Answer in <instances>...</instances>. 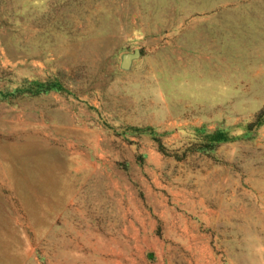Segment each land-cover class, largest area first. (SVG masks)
<instances>
[{
    "label": "rangeland",
    "instance_id": "374dc122",
    "mask_svg": "<svg viewBox=\"0 0 264 264\" xmlns=\"http://www.w3.org/2000/svg\"><path fill=\"white\" fill-rule=\"evenodd\" d=\"M0 264H264V0H0Z\"/></svg>",
    "mask_w": 264,
    "mask_h": 264
},
{
    "label": "trees",
    "instance_id": "16d2710c",
    "mask_svg": "<svg viewBox=\"0 0 264 264\" xmlns=\"http://www.w3.org/2000/svg\"><path fill=\"white\" fill-rule=\"evenodd\" d=\"M41 91H45L51 87L48 81H42L39 83ZM209 140L212 142H219L227 139V135L223 130L213 129L207 132Z\"/></svg>",
    "mask_w": 264,
    "mask_h": 264
},
{
    "label": "water",
    "instance_id": "95a60500",
    "mask_svg": "<svg viewBox=\"0 0 264 264\" xmlns=\"http://www.w3.org/2000/svg\"><path fill=\"white\" fill-rule=\"evenodd\" d=\"M139 55V49L133 48L130 51L122 52L120 55L119 66L121 68H127L131 60Z\"/></svg>",
    "mask_w": 264,
    "mask_h": 264
}]
</instances>
